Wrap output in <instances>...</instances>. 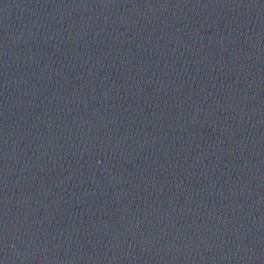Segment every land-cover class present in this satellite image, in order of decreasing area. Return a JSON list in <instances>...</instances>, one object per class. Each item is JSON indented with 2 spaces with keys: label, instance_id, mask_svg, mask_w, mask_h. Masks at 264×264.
I'll return each instance as SVG.
<instances>
[{
  "label": "water",
  "instance_id": "95a60500",
  "mask_svg": "<svg viewBox=\"0 0 264 264\" xmlns=\"http://www.w3.org/2000/svg\"><path fill=\"white\" fill-rule=\"evenodd\" d=\"M0 264H264V0H0Z\"/></svg>",
  "mask_w": 264,
  "mask_h": 264
}]
</instances>
